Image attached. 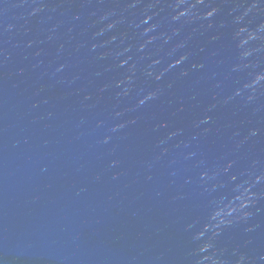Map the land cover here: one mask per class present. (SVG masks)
I'll return each instance as SVG.
<instances>
[{"label": "water", "instance_id": "1", "mask_svg": "<svg viewBox=\"0 0 264 264\" xmlns=\"http://www.w3.org/2000/svg\"><path fill=\"white\" fill-rule=\"evenodd\" d=\"M0 264H264V0H0Z\"/></svg>", "mask_w": 264, "mask_h": 264}]
</instances>
